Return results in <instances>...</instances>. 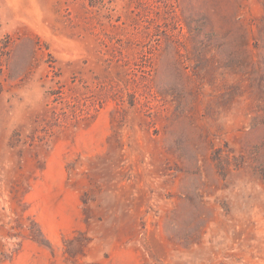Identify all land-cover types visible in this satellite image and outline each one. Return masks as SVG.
Wrapping results in <instances>:
<instances>
[{"label": "rangeland", "instance_id": "rangeland-1", "mask_svg": "<svg viewBox=\"0 0 264 264\" xmlns=\"http://www.w3.org/2000/svg\"><path fill=\"white\" fill-rule=\"evenodd\" d=\"M0 264H264V0H0Z\"/></svg>", "mask_w": 264, "mask_h": 264}]
</instances>
